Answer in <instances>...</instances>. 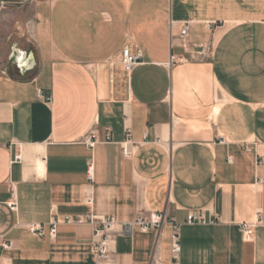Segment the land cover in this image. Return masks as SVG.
Masks as SVG:
<instances>
[{"label":"crops","instance_id":"obj_1","mask_svg":"<svg viewBox=\"0 0 264 264\" xmlns=\"http://www.w3.org/2000/svg\"><path fill=\"white\" fill-rule=\"evenodd\" d=\"M125 45L144 52L129 74ZM106 129L111 142L87 145ZM91 211L166 212L181 264H264V0L3 1L0 234L13 248L0 264H96L91 226L59 224L53 240L27 228ZM193 211L219 221L188 224ZM112 249L115 264H170L171 228L135 226Z\"/></svg>","mask_w":264,"mask_h":264},{"label":"built area","instance_id":"obj_2","mask_svg":"<svg viewBox=\"0 0 264 264\" xmlns=\"http://www.w3.org/2000/svg\"><path fill=\"white\" fill-rule=\"evenodd\" d=\"M191 21H184L181 25L179 37L183 41L185 48H189L188 36L190 32ZM210 25V24H209ZM211 26V25H210ZM172 62H176L174 56L171 57ZM182 61V59H181ZM144 62V52L142 48L138 46L125 45L122 49L119 64L124 73L129 74L138 65ZM115 60H110L108 65L111 70L115 69ZM40 98H44L47 101L51 100V96H45L42 91L38 92ZM127 139L121 142L122 151L125 157H131L134 153L133 148L135 147L132 140L130 139V131L126 129ZM97 141L111 142L112 136L110 129H106L104 135L101 137L99 133L92 131L86 138V143L89 147H94ZM19 156H17V159ZM93 166L94 161L90 159L88 161V172L90 179L93 178ZM88 205H93L94 198L89 196L86 198ZM16 201L9 203L10 207L16 209ZM219 219L216 215L208 217L201 211L190 212L186 222L188 224H216ZM262 222L260 215H257V219L253 223H243L241 225V231L243 232L244 238L248 241L252 240L254 234V228L256 225ZM59 224L66 225H89L93 228V237L91 241V250L96 257V264H115L114 251L112 246L115 242V237L118 234L132 235L135 226H139L141 230L148 231L151 228H159L167 225L171 228V251L172 261L170 264H181V234H180V223L176 221L174 217H170L166 212L154 213L149 217H139L134 221L121 222L116 220L112 216H100L96 215L92 211L86 215L81 216H66L62 221L56 217H52L49 223H33L27 226L29 232L34 236L41 239L49 237L51 240L55 239L58 234ZM46 226H49L48 228ZM13 248V242L7 239L4 235L0 234V259L3 252Z\"/></svg>","mask_w":264,"mask_h":264},{"label":"rangeland","instance_id":"obj_3","mask_svg":"<svg viewBox=\"0 0 264 264\" xmlns=\"http://www.w3.org/2000/svg\"><path fill=\"white\" fill-rule=\"evenodd\" d=\"M3 1L19 2L20 0H3Z\"/></svg>","mask_w":264,"mask_h":264},{"label":"water","instance_id":"obj_4","mask_svg":"<svg viewBox=\"0 0 264 264\" xmlns=\"http://www.w3.org/2000/svg\"><path fill=\"white\" fill-rule=\"evenodd\" d=\"M3 0H0V7L2 6Z\"/></svg>","mask_w":264,"mask_h":264}]
</instances>
